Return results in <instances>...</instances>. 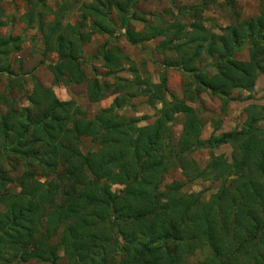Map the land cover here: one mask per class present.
<instances>
[{
	"label": "trees",
	"instance_id": "1",
	"mask_svg": "<svg viewBox=\"0 0 264 264\" xmlns=\"http://www.w3.org/2000/svg\"><path fill=\"white\" fill-rule=\"evenodd\" d=\"M48 1L25 0L21 21L40 32L44 58L57 55L48 65L53 85L87 83L91 103L113 101L89 118L76 100H60L53 85L33 75L24 97L28 104L21 105L23 98L10 90L22 80L12 58L23 50L24 39L0 34V87L4 77L9 79L8 88L0 89V264H58L63 256L66 264H264V123L257 127L264 109L253 105L240 130L203 139L205 124L187 103L206 92L222 98L226 107L235 89L254 91L264 74V10L238 18L218 34L202 15L211 0L190 6L191 30L178 15H171L173 21L169 14L148 19L136 9L138 0H63L56 10ZM71 3L80 6L75 23L68 20ZM3 17L0 6V26L7 24ZM134 21L143 28L136 29ZM96 34L109 37L93 58L103 61L110 80L85 71L84 46ZM121 37L133 46L161 38L155 47L163 57L160 83L135 67L130 79L117 77L131 63L118 46ZM245 45L249 60L236 59ZM210 58L213 74L199 67ZM168 69L187 77L183 99L167 100ZM139 97H147L151 106L161 104L154 123L139 126L138 118L122 112ZM179 117L183 135L176 149L171 124ZM227 144L233 147L231 161L212 154L201 170L190 156ZM6 159L21 164L22 173L11 175ZM176 168L186 181L164 185ZM198 178L221 182L208 201L182 191ZM14 182L18 194L9 189ZM114 185L122 188L114 191ZM205 247L207 257L192 263Z\"/></svg>",
	"mask_w": 264,
	"mask_h": 264
},
{
	"label": "rangeland",
	"instance_id": "2",
	"mask_svg": "<svg viewBox=\"0 0 264 264\" xmlns=\"http://www.w3.org/2000/svg\"><path fill=\"white\" fill-rule=\"evenodd\" d=\"M72 1V0H71ZM87 3L92 0H84ZM235 4H228V0H211L212 4L203 6V18L205 19V25L213 33L221 34L222 29L229 24H235L238 18L245 19L255 17L264 10V0H234ZM63 3V0H49L51 5L56 3ZM74 2V1H72ZM197 4L196 1L190 0H138L136 9L145 15L148 19H151L154 15L170 16L167 18L169 21H173L175 17L171 15H178L180 23L184 24L188 29H193L192 21L188 18L190 13V6ZM72 10L68 14V20L71 23H75L79 20L80 7L78 3H71ZM0 6L5 13L3 19L7 21L5 26H0L1 35H21L24 39L23 50L14 55L12 58L13 69L15 73H20L21 76L20 87L14 86L10 92H14V95L19 98L22 97L21 105H27L28 102L25 100V96L30 94L33 87L32 76H36L43 85H53V75L48 67L49 63L57 60V55L53 54L44 58L42 56L41 46V34L34 28L28 26L26 23L21 21V16L26 11L25 0H0ZM188 10H186V9ZM179 10H183V14L178 13ZM181 15V16H180ZM184 15V16H183ZM113 17L114 15L111 14ZM136 29L141 30L143 28L142 23L137 21L133 22ZM106 35H94L93 41L84 46V61L85 71L89 77H94L97 74L102 80H110L111 78L107 75V70L103 67V61L101 59L93 58L99 53L100 47L105 41L108 40ZM161 38L155 39L150 42L143 43L141 46H133L128 41L121 37L119 39L118 46L123 52L128 55L131 59L130 65L122 66L116 73L119 79H130L131 68L135 67L142 77L152 81L153 83H160L161 74L164 72V68L160 62L163 57L155 52V47L159 44ZM249 45H245L242 50L236 53L234 56L236 59L246 61L249 60ZM219 53L223 55V51ZM216 56V55H215ZM93 58V59H92ZM211 59L203 61L199 64L200 68H206L211 74L214 70L210 67ZM93 67L97 68V73L93 70ZM168 82L166 83V96L169 101H176L183 99V91L188 79L178 69H168L166 71ZM9 85V79L5 78L1 84V91L6 90ZM54 91L60 100H71L74 99L87 113L88 117H93L96 112L105 107H109L113 101V97L106 98L98 103H91L87 98V83L73 86L58 85L54 86ZM19 91V92H18ZM19 93V94H18ZM230 98L232 99L226 107H223V100L218 96H213L209 93L203 92L199 94L198 100L195 102H187L188 105L194 107L197 111L198 116L203 121L204 128L202 131L203 139H215L223 132H231L233 130H240L246 121L249 112L247 109L253 105H257L258 109H264V74H260L255 85L253 92H248L240 89H235L231 92ZM161 104L151 106L148 103L147 97H139L131 102V105L127 109H123L122 112L127 116H135L139 119V126L149 125L155 122L159 116V110ZM259 109V110H260ZM5 110V108H2ZM183 123L184 118L179 117L178 120L171 124L173 142L176 149L178 148L179 141L183 135ZM263 121L259 122V128H263ZM219 127V130H215V127ZM87 146H91V141L86 140ZM233 147L229 144L216 147L213 151L209 149H202L194 151L190 156L198 163V166L203 170L211 160L212 154L222 155L228 157L229 161L232 158ZM6 169L11 175H20L23 168L21 164L14 163V160L6 159ZM16 169L12 171L10 169ZM183 181L185 178L182 175L180 169H173L167 174L164 181L165 184H169L172 181ZM221 185L220 181L205 180L198 178L197 180L188 182L184 188L183 193H200L204 198V201H208L210 197L217 192ZM121 185H114L112 189L114 191L120 190ZM9 189L14 193L20 192V186L14 182L9 185ZM209 253L207 247L200 249L190 259L192 263L204 260ZM60 255L63 256L62 253ZM67 260L63 256L58 264H66ZM15 264H50L45 262H38L30 260L23 263Z\"/></svg>",
	"mask_w": 264,
	"mask_h": 264
},
{
	"label": "crops",
	"instance_id": "3",
	"mask_svg": "<svg viewBox=\"0 0 264 264\" xmlns=\"http://www.w3.org/2000/svg\"><path fill=\"white\" fill-rule=\"evenodd\" d=\"M48 2H49V1H48ZM49 4H50V3H49ZM50 6H52V8H53L54 10H56V5H51V4H50ZM112 15H114V16H113V17L111 16V17H112L113 19H115V18H116V15H117L116 11H113V12H112ZM98 35H100V34H98ZM106 36H108V35H106ZM92 41H93V40H92ZM92 41H91V42H92ZM91 42H90V43H91ZM90 43H87L86 45H88V44H90ZM41 46H42V50H43L42 42H41ZM84 52H85V49H84ZM53 54H54V53H53ZM53 54H49L48 56L53 55ZM55 55H56V54H55ZM45 86H46V85H45ZM50 86H52V85H50Z\"/></svg>",
	"mask_w": 264,
	"mask_h": 264
}]
</instances>
